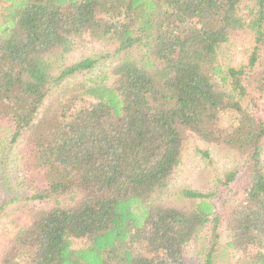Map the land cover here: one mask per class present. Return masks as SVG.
<instances>
[{
	"label": "trees",
	"instance_id": "trees-1",
	"mask_svg": "<svg viewBox=\"0 0 264 264\" xmlns=\"http://www.w3.org/2000/svg\"><path fill=\"white\" fill-rule=\"evenodd\" d=\"M77 39L109 45L116 82L54 96L98 62L61 59ZM263 102L264 0H0V127L36 202L0 264H215L221 245L264 264ZM192 138L240 165L162 203Z\"/></svg>",
	"mask_w": 264,
	"mask_h": 264
},
{
	"label": "rangeland",
	"instance_id": "rangeland-1",
	"mask_svg": "<svg viewBox=\"0 0 264 264\" xmlns=\"http://www.w3.org/2000/svg\"><path fill=\"white\" fill-rule=\"evenodd\" d=\"M225 46V45H224ZM223 46V47H224ZM241 46L229 44L225 46L224 57L220 58V65L228 70V67L238 68L245 60L246 53L240 52ZM242 51V50H241ZM70 63H77L85 59H95L98 62L94 70L85 78L72 79L60 86L54 96L61 95L68 89L77 85H89L91 82L104 81L107 86L114 85L116 77L111 75L117 61L112 57V50L105 43L90 42L77 39L72 52L63 55ZM253 91H249L252 93ZM264 103V102H263ZM264 108V104H263ZM0 258L10 239L7 225L13 216L19 213V209L31 208L36 202L30 200L33 190L30 189L31 178L29 168L21 156L19 143L13 144V130L9 124L3 123L0 127ZM209 153V159L203 157V153ZM264 167V153L262 156ZM240 165V159L232 152L225 151L215 144L206 143L198 138H192L185 148L182 163L174 173L169 189L160 197L162 203L173 204L177 194L181 190H194L208 193L214 190L213 181L223 176L226 172ZM81 248V247H79ZM77 247V249H79ZM221 254L215 264H227L232 254L224 245L220 246Z\"/></svg>",
	"mask_w": 264,
	"mask_h": 264
}]
</instances>
